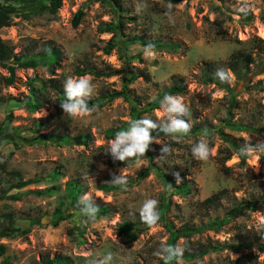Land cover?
<instances>
[{
    "label": "rangeland",
    "instance_id": "1",
    "mask_svg": "<svg viewBox=\"0 0 264 264\" xmlns=\"http://www.w3.org/2000/svg\"><path fill=\"white\" fill-rule=\"evenodd\" d=\"M118 1L123 9L119 18L120 12L115 11L111 0H61L54 12H31L17 0H0V97L10 98L0 102V244L5 248L0 264L5 257L9 258L6 264H34L41 258L58 255L66 256L69 264H87L89 259H103L109 252L113 254L110 264H159L162 259L153 253L162 242L167 244V232L160 223L145 229L132 242L118 236L116 226L127 217L141 221L138 210L146 199L154 198L160 205L164 183L178 184L188 179L191 186L189 193L174 194L166 201V217L176 227H202L221 218L240 199L264 192V160L260 153L241 163L232 144L240 149L245 141L255 144L264 140V135L228 125L264 128V91L259 90L264 86V73L249 72L240 80L225 68L232 53L251 50L248 41L252 36L264 39V0H248L253 16L250 22L242 20L239 0ZM168 4L173 6L171 20L165 15ZM78 9L83 13L73 26L72 18ZM117 18L122 25L119 30L101 31V24ZM134 35L159 43L151 60L144 58V45L128 41ZM109 42L114 46L105 53ZM47 44L62 51L52 72L45 68H16L13 82H4L8 76L5 65L12 62L14 55L34 54ZM258 53L264 57L261 50ZM130 56L133 58L124 65ZM209 62L217 63L229 74L228 83L236 92L230 113L229 95L202 80ZM78 67L103 72L124 68L125 72L109 76L85 75L95 87L90 100L109 97L122 89L124 75H133L126 88L130 100L121 96L108 98L83 118L65 116L57 104L58 90L64 91L67 77H80L75 71ZM173 84L182 86V90L173 92ZM166 94L182 98L189 109V117L184 119L191 123V131L180 142L172 141L170 136H154L156 142L150 145L149 155L139 160L107 163L114 161L105 152L116 135L111 131L131 120L132 106L142 107L157 98L160 102ZM27 97L40 99V106L28 109ZM143 117L156 122L166 120L160 105ZM202 136L212 150L207 160H197L191 153L192 145ZM162 144L171 149L163 158ZM152 165L148 174L140 178V173ZM121 168H125L126 186L107 192L97 188L99 184H110L112 173ZM52 170L60 172L55 180L47 177ZM71 178L82 182L81 196L90 193L95 203L111 209L108 215L89 224L80 239L69 232L80 220L73 207L67 208L74 210L73 219L48 225L51 212L63 197L64 185ZM53 184L59 191L51 195L29 192ZM221 189L227 192L219 201L213 206L204 204V199ZM11 194H21V198L7 199ZM10 213L13 218L7 220ZM262 217L264 207L230 220L218 231L204 228L180 237L175 243L184 248L179 264H264V251L256 247V243L264 241ZM25 228L28 232L21 235L19 231ZM238 242L251 244L236 251H208L193 257L187 254L206 245Z\"/></svg>",
    "mask_w": 264,
    "mask_h": 264
},
{
    "label": "trees",
    "instance_id": "2",
    "mask_svg": "<svg viewBox=\"0 0 264 264\" xmlns=\"http://www.w3.org/2000/svg\"><path fill=\"white\" fill-rule=\"evenodd\" d=\"M18 2L24 4V6L28 7V10L31 12H54L57 10V8L61 5V0H17ZM115 5V11L119 13L118 18L121 16L122 8L119 6L118 0H111ZM170 2H177L178 0H166ZM118 6V9H117ZM3 8V7H1ZM82 9H78L74 17L72 18V24L73 26H76L79 23V20L82 16ZM263 15V13H262ZM252 13L249 11L246 15L241 13V18L245 22H250L252 20ZM116 19V21L107 22L101 24V31L103 32H113L116 30H119L121 28V21L119 19ZM262 20H264V15L262 16ZM128 41L131 42H137L141 45H147L149 42L145 41L143 38L139 36H132L128 39ZM238 41V40H237ZM155 48L159 46V43H156L154 41H150ZM250 43V44H249ZM249 45H252L250 51H237L230 55V58L225 63V68L230 69L238 79L244 80L246 78V74L249 72L253 73V75L262 74L264 73V57L262 58L261 55L257 52L258 50H261L264 53V39L261 37L254 35L252 38L248 41ZM114 43L109 42L105 47L104 51L105 53H109L111 49L113 48ZM256 46V47H255ZM154 48V49H155ZM257 49L256 51H252V49ZM62 51L51 44H47L41 51L34 53V54H20V55H14L12 62L8 65H5L8 76L4 77L3 80L6 84H11L13 82V78L15 76V69L16 68H45L48 69L50 72H52V68L56 66L59 63L60 57H61ZM260 56V57H259ZM133 57H128L126 60H124V65ZM222 69L219 67L217 63H207L204 67V73L202 80L205 83H212L217 86H219L221 89H223L228 95H229V101H228V113L231 112V109L235 106V96L236 92L233 88V86H230L228 82H221L220 79L216 76V70ZM124 68L118 69V70H109L108 72H103L99 70H95L92 67H82V68H76V74L79 76L85 75V74H92L95 76H101V75H112V74H118L123 73ZM226 70V69H225ZM134 79L133 75L127 76L124 75L123 78V87L119 91H115L112 95L109 97L106 96H99L94 100H89V108H93L95 106L99 107L103 104L106 99H111L113 97H122L125 100H130V97L128 95V92L126 90L127 85L131 83ZM230 79V78H229ZM250 80V77L247 81ZM173 92H180L182 90V86L173 84L172 89ZM259 90L264 91V86H260ZM59 96L57 104H60L64 100V91L59 89L58 90ZM10 98L8 96H1L0 102H6ZM40 99L31 100V97H27L25 100V104L28 109L34 110L35 108L39 107L41 102ZM160 102L159 98L154 99L146 104H144L142 107H138L137 105H133L130 111V117L131 119H139L144 113H147L157 107H159ZM8 119L11 118V115L7 116ZM162 123V122H157ZM230 128L239 130V131H251V132H260L261 135H264V128L259 129L258 127H253L252 125H242V124H228ZM126 127H128V123L125 122L121 126L115 127L111 132L117 133L120 130H124ZM2 127H0L1 130ZM2 133H0V136ZM153 136L156 137H163L166 136L163 132H153ZM62 141L69 142V139L62 138ZM233 146L236 148V151L239 155L240 162L244 163L246 157L241 156L239 154V148L234 143H232ZM150 148V147H149ZM146 155H149V150L146 152ZM261 160H264V153H260L259 155ZM109 164H119L122 163L120 161H106ZM153 168V165L150 167H147L145 170H143L140 173V178L145 177L149 170ZM60 172L56 170H52L47 174V177L50 180H55L58 178ZM119 186H115L112 184L104 185L99 184L97 185V188L99 190H102L104 192L113 190ZM83 190V184L78 178H71L70 180H67L64 189H63V197L62 199H59V204L53 209V211L50 214V219L48 222V225L50 226H56L59 222L64 220H71L73 219V216L75 215L74 210L78 211L80 220L78 224H75L70 229V235L73 238L80 239L82 236V233L86 230V227L95 222L98 218L108 215L109 211L111 210L110 207L106 204H98L96 205L99 207L100 212L97 214L96 219L94 221L87 220L86 217H84L79 208L76 207L77 202L81 196V192ZM164 190L165 195L163 196V199L161 200V203L159 205L158 211L160 213V220L158 223L162 225V227L167 232V244L168 245H175L176 241L180 237H185L187 235L194 234L198 231H201L204 228L212 229L214 231H218L221 226L229 222L230 220L237 218V217H243L246 216L250 212L259 211L264 207V192L258 194L257 196L249 195L247 198H242L238 202L234 203V205L229 208L224 215L221 218H215L202 227H196L190 224H183L181 226L176 227L173 222L166 217V211L168 206L166 205V201L170 199V197L174 194H187L191 191V186L189 184L188 179H182L181 182L178 184H166L164 183ZM59 191V187L55 184L50 185L48 187H45L43 189L39 190H32L29 191L37 196H48L53 193H56ZM227 191L225 189H221L220 191L208 196L206 199H204V204H207L208 206H213L217 201L221 199L223 194H225ZM9 200L17 201L21 198V194H11L6 196ZM66 204V207L63 208V205ZM68 207H73L74 210H67ZM13 218V214L7 215V220H11ZM87 221V222H86ZM149 228L147 225L142 223L140 220H133L130 217H127L123 221L119 222L116 226V233L118 236L122 237L125 242H132L138 238V236L145 230ZM28 232V228L22 229L19 231L21 235L26 234ZM262 237L264 239V233L262 234ZM251 243L247 242H238V243H225V244H215V245H206L199 249L196 252L193 253H187L189 257L203 255L204 253L208 251H216V250H223L228 249L232 251L239 250L241 248H248ZM256 247L258 251H264V241L256 243ZM4 246L0 244V255L4 253ZM9 258L5 257L2 260V264H6L8 262ZM34 264H69L68 258L63 255L55 256L52 259L47 258H41L39 261H37ZM159 264H164V261L161 260ZM172 264H175V261L172 262Z\"/></svg>",
    "mask_w": 264,
    "mask_h": 264
},
{
    "label": "clouds",
    "instance_id": "3",
    "mask_svg": "<svg viewBox=\"0 0 264 264\" xmlns=\"http://www.w3.org/2000/svg\"><path fill=\"white\" fill-rule=\"evenodd\" d=\"M141 9L137 7L136 11ZM173 6L168 4L165 6V15L172 19L171 13ZM251 10V5L248 0H239L238 11L247 14ZM155 46L149 42L143 48V55L146 60H151L154 57ZM216 76L221 82H229V74L224 69H217ZM64 100L60 103L65 116L69 118H83L92 111H95V106L89 108L88 101L92 98L95 87L91 79L85 75L80 77L69 76L63 81ZM160 107L166 115V120L162 123H157L147 117L129 120L126 130H120L116 133L115 138L111 140L107 146L106 153H110L114 161L126 162L131 160H139L144 157L149 150L150 145L156 142L153 132H163L166 136H170L172 141L180 142L184 135L191 131V123L186 121L184 117H189V109L183 103L179 96L166 94L160 100ZM205 136L207 133L205 132ZM170 146L162 144V157L170 154ZM211 149L208 142L202 136L201 139L192 145L191 153L197 160H207L211 154ZM257 153H264V140H259L255 144L245 141L240 147L239 154L244 157H253ZM103 168V165H101ZM179 177V174H176ZM87 180L88 177L84 176ZM179 182V179L178 181ZM127 178L125 168H121L117 172L112 173L110 184L115 186H126ZM159 201L154 198L146 199L139 208V216L141 222L149 228L156 225L160 220L158 211ZM77 208L87 220L94 221L97 214L100 212L96 205L93 196L90 193H84L78 200ZM264 221V217L261 218ZM87 222V221H86ZM264 227V223L261 224ZM184 253V248L177 243L176 245H168L161 243L159 249L153 254L164 261V264H172L176 261L179 264ZM113 259V254L109 252L103 259H89L87 264H110Z\"/></svg>",
    "mask_w": 264,
    "mask_h": 264
}]
</instances>
